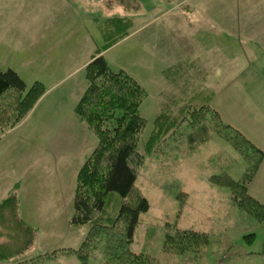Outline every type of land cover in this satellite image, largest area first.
<instances>
[{
	"label": "rangeland",
	"instance_id": "1",
	"mask_svg": "<svg viewBox=\"0 0 264 264\" xmlns=\"http://www.w3.org/2000/svg\"><path fill=\"white\" fill-rule=\"evenodd\" d=\"M170 1L182 0H0V72L25 93L41 85L31 107L11 89L0 97V264L14 253L82 264L89 232L88 264L107 251L115 264H264V217L229 184L264 206V158L250 179L254 147L264 154V5L253 6L264 0ZM96 54L147 94L130 166L149 208L130 243L116 194L91 225H70L100 174V162L88 169L98 140L74 114ZM220 175L231 180L209 181Z\"/></svg>",
	"mask_w": 264,
	"mask_h": 264
},
{
	"label": "trees",
	"instance_id": "2",
	"mask_svg": "<svg viewBox=\"0 0 264 264\" xmlns=\"http://www.w3.org/2000/svg\"><path fill=\"white\" fill-rule=\"evenodd\" d=\"M184 5L187 6L186 4L180 6ZM199 27H202L201 24ZM85 77L88 87L75 107L74 114L93 134L95 139L98 140V145L92 153V157L96 161L94 163L89 161L88 169L93 167L95 163L100 162L98 169L100 174L93 179V184L86 186L85 192H81V195L76 197L73 203V215L70 218V225H91L95 213H108L105 211L106 199L109 194H116L121 199L116 219L121 218L123 220V231L121 233L126 243H130L139 215L146 213L149 208L145 198L141 197L137 192L134 194L133 188L136 176L130 166V160L136 155L137 137L146 126V121L139 114V107L147 94L143 87L126 72L122 70L113 72L100 54L99 56H95L85 68ZM40 88L41 85L36 82L35 87H32L29 92L25 93L26 86L15 72L10 69L0 72V97L11 89L19 95L24 94L21 97L22 101L26 102L28 99L30 101L24 102L23 105L31 107L38 97ZM185 117L186 115L183 120L187 122ZM254 150L258 154V160L254 168L250 169L252 173L250 179L260 167L264 158V154L260 150H257L255 147ZM101 164H103L102 173L100 171ZM225 179L231 180L228 177H221L220 175L211 177L209 181L215 185H222ZM229 184L233 190V199L237 203H242L243 207H247L251 218H255L259 222L258 218L261 217L262 221L264 206L249 196L247 200L241 201L235 195V191H238L240 184L233 182ZM78 190L81 189L79 188ZM87 194H89V200L82 197V195ZM131 197H134L133 202L135 201V203L128 205L126 202H129ZM113 199L108 203H112ZM91 235V232L87 233L84 242L75 251L77 259L81 260L82 264H88L87 256L89 255L86 253V247ZM191 235L197 234L193 232ZM250 236L253 239V235L251 234ZM49 255L53 256L43 253L25 258L21 253H14L15 257H11L13 259L10 264H40L43 261H47ZM185 255L189 259L188 253ZM129 256L135 258L133 255V257ZM138 257L145 259L142 255H138ZM7 258L6 261H10L9 257ZM2 259L1 257L0 260ZM116 260L117 257L115 258V255L111 251L105 252L103 264H115Z\"/></svg>",
	"mask_w": 264,
	"mask_h": 264
},
{
	"label": "crops",
	"instance_id": "3",
	"mask_svg": "<svg viewBox=\"0 0 264 264\" xmlns=\"http://www.w3.org/2000/svg\"><path fill=\"white\" fill-rule=\"evenodd\" d=\"M173 1H170L169 3H170V5H173V4H175V5H173V6H180V5H182V4H187L188 2L186 1V2H183V0L181 1V2H173ZM157 5H160V6H167L164 2L163 3H161L160 4V1H159V4H157ZM234 5H238L237 4V2L236 3H234ZM264 4H261V3H256L255 2V4L253 5V6H263ZM240 6V5H239ZM110 11V10H109ZM42 217V216H41Z\"/></svg>",
	"mask_w": 264,
	"mask_h": 264
}]
</instances>
